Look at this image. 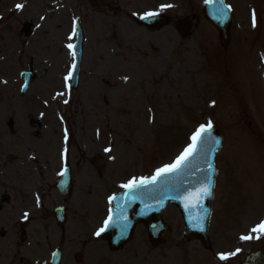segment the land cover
<instances>
[{"label": "rangeland", "instance_id": "obj_1", "mask_svg": "<svg viewBox=\"0 0 264 264\" xmlns=\"http://www.w3.org/2000/svg\"><path fill=\"white\" fill-rule=\"evenodd\" d=\"M226 1L232 8L227 45L204 17V0H142L128 7L139 16L171 2L172 7L160 11L168 17L167 24L155 31L132 19L95 27L84 23L80 86L74 91L60 87L56 94L63 93L59 101L71 134L70 157L79 145L82 159L94 160L93 168L88 163L82 181L75 184L70 203L99 210L90 227L92 238L109 213V197L123 188L120 185L174 163L192 144L200 124L211 120L225 134L217 159L211 239L243 244V258L264 246V236L240 239L264 220V0ZM187 17L196 19L190 35L182 38L174 23ZM62 67L53 76L58 75L59 85ZM92 172L98 192L86 198L82 190L90 187ZM168 213L171 231L162 237L183 243L181 216L174 207ZM90 228L76 222L78 233H89ZM136 239L146 240L144 226L136 229L128 247H134Z\"/></svg>", "mask_w": 264, "mask_h": 264}, {"label": "flooded vegetation", "instance_id": "obj_2", "mask_svg": "<svg viewBox=\"0 0 264 264\" xmlns=\"http://www.w3.org/2000/svg\"><path fill=\"white\" fill-rule=\"evenodd\" d=\"M141 1L0 0V264H51L56 252L60 264L242 263L241 244L227 240L205 246L189 238L183 243L166 238L152 246L142 240L134 247H103L90 234L99 210L70 206L75 184L82 181L88 163L93 168L94 160L82 159L79 145L70 157L71 134L67 136L61 96L56 94L66 81L61 78L59 85L58 75L53 76L61 66L68 73L67 45L76 38L68 39L74 21L75 28L79 22L95 27L99 22L135 21L136 12L128 7ZM17 4L24 6L17 9ZM26 75L30 81L22 92ZM92 173L90 187L82 190L86 198L98 192L97 175ZM68 175L73 190L66 197ZM79 220L89 233H78ZM237 248L241 251L236 255L219 258Z\"/></svg>", "mask_w": 264, "mask_h": 264}, {"label": "water", "instance_id": "obj_3", "mask_svg": "<svg viewBox=\"0 0 264 264\" xmlns=\"http://www.w3.org/2000/svg\"><path fill=\"white\" fill-rule=\"evenodd\" d=\"M205 16L219 31V38L224 43L228 42L231 25L230 8L225 0H207L204 5ZM164 18L155 17L138 19L140 25L160 28L164 25ZM182 35H186L191 27L189 20H180L177 25ZM83 34L78 28L77 42L74 48L76 68L73 72V88L79 80V71L82 59ZM212 139L197 145V151L177 172L161 177L155 183L145 182L138 188H125L110 201L111 219L109 227L102 233L111 245H123L132 236L138 222H146L149 234L157 239L160 232L167 227L162 220L164 209L168 203L176 204L182 213L185 234L190 238L199 239L204 243L209 240V223L214 203V189L216 185V159L224 144V135L215 125L211 129ZM213 165L212 169L208 164ZM211 181L212 195L197 199V191L205 183ZM242 264H264V247L250 254Z\"/></svg>", "mask_w": 264, "mask_h": 264}, {"label": "snow or ice", "instance_id": "obj_4", "mask_svg": "<svg viewBox=\"0 0 264 264\" xmlns=\"http://www.w3.org/2000/svg\"><path fill=\"white\" fill-rule=\"evenodd\" d=\"M207 2V0H206ZM23 4H17L16 8L21 9L23 8ZM172 5L170 4H160L159 5V10L163 11L165 8H170ZM160 11H146L143 13V15L140 17L141 19H149V18H154L160 14ZM133 15H136L133 13ZM43 19V17H42ZM256 26V20H255V14L253 13V27ZM76 35V28H75V21L73 22V30L70 36L68 37L69 40H71L74 36ZM67 47L70 50H73L75 48L74 44L69 43ZM72 56L75 57L76 53L75 51L71 52ZM262 59H264V54H262ZM76 68V64L73 63L71 65V70L69 71L68 75L65 76V81H69L72 78L73 72ZM125 80H127V77H124ZM70 87V85H69ZM58 95H63V93H58ZM67 103V101H65ZM215 101H212L211 104L214 106ZM213 128V123L211 120L207 122V125L205 124H200V126L197 128L196 132L192 135V144H190L187 148H185L184 152L181 153L175 160L174 163L168 164L163 166L162 168L156 169L155 175L152 176L151 178L149 177H143V178H136L132 177L126 184L120 185V187L123 188H129V189H134L138 188L139 186H142L145 184V182L148 183H155L157 182L161 177L166 176L168 174L180 171L184 166L185 163L189 160L190 157L194 155V153L197 151V145L204 143L207 139L211 138L213 143H218V141L211 136V129ZM111 149L110 148H105V152H109ZM208 168L212 169L213 165L211 163L208 164ZM63 175V173H61ZM197 199L199 200L203 196H210L212 195V185L211 181L209 183H205L201 186L200 189H198L197 193ZM113 197H109V200L111 201ZM37 200L39 201V197H37ZM29 216V213L25 212L24 213V218L27 219ZM111 217H109L107 220L104 221V226L100 227L96 232V236H100L101 233H103L107 227H109V221ZM259 233L256 237L252 236V233ZM260 236H264V220H261V222L256 226L250 229V233L247 236H241V240H250L253 238L259 239ZM241 250L239 248L236 249L235 252H230V253H220L219 258L221 260H227L230 256L236 255V253L240 252Z\"/></svg>", "mask_w": 264, "mask_h": 264}]
</instances>
